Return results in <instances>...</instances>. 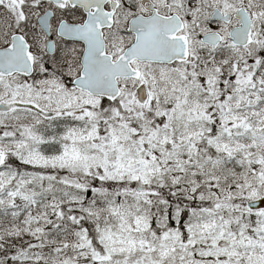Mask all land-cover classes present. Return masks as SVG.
I'll use <instances>...</instances> for the list:
<instances>
[{
    "label": "snow or ice",
    "instance_id": "snow-or-ice-1",
    "mask_svg": "<svg viewBox=\"0 0 264 264\" xmlns=\"http://www.w3.org/2000/svg\"><path fill=\"white\" fill-rule=\"evenodd\" d=\"M0 264H264V0H0Z\"/></svg>",
    "mask_w": 264,
    "mask_h": 264
}]
</instances>
